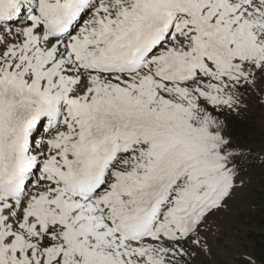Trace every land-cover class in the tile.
Wrapping results in <instances>:
<instances>
[{
    "label": "snow or ice",
    "instance_id": "1",
    "mask_svg": "<svg viewBox=\"0 0 264 264\" xmlns=\"http://www.w3.org/2000/svg\"><path fill=\"white\" fill-rule=\"evenodd\" d=\"M250 93L264 0H0V264L213 254L211 218L264 174L227 132Z\"/></svg>",
    "mask_w": 264,
    "mask_h": 264
},
{
    "label": "rangeland",
    "instance_id": "2",
    "mask_svg": "<svg viewBox=\"0 0 264 264\" xmlns=\"http://www.w3.org/2000/svg\"><path fill=\"white\" fill-rule=\"evenodd\" d=\"M245 103L247 107H242L239 114L227 116V132L242 143L251 144L254 149L260 150L264 148V104L255 93H250ZM241 178L247 184L245 188L237 190L235 199L229 202L228 212L215 213L211 218L216 229L209 236L213 254L200 252L195 264H243L246 261L237 259V256L254 257L253 244L247 239L246 233L256 206L264 208V174L260 170L247 171ZM234 227L239 229L238 234L233 230Z\"/></svg>",
    "mask_w": 264,
    "mask_h": 264
},
{
    "label": "trees",
    "instance_id": "3",
    "mask_svg": "<svg viewBox=\"0 0 264 264\" xmlns=\"http://www.w3.org/2000/svg\"><path fill=\"white\" fill-rule=\"evenodd\" d=\"M250 218V228L247 230L246 237L253 244L255 260L258 264H264V208L256 206Z\"/></svg>",
    "mask_w": 264,
    "mask_h": 264
}]
</instances>
